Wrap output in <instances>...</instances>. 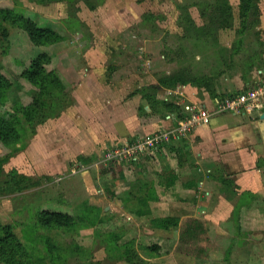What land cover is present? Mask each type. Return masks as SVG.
I'll use <instances>...</instances> for the list:
<instances>
[{
  "label": "rangeland",
  "instance_id": "1",
  "mask_svg": "<svg viewBox=\"0 0 264 264\" xmlns=\"http://www.w3.org/2000/svg\"><path fill=\"white\" fill-rule=\"evenodd\" d=\"M16 17L62 39L35 45ZM40 55L65 87L44 119L33 109L38 88L23 77ZM263 74L264 0H0V119L22 112L20 139L0 142V225L14 234L7 251L0 245V264H140L127 237L142 232L155 244L149 222L124 207L137 201V167L127 175L122 163L106 162L111 145L94 156L66 155L65 145L78 142L80 97L114 105L122 126L135 114L144 124L148 106L164 116L168 104L178 105L180 87L182 98L186 88L219 98ZM55 211L72 215L74 225H43L44 213ZM244 237L245 246L254 242ZM217 259L264 262L257 254Z\"/></svg>",
  "mask_w": 264,
  "mask_h": 264
},
{
  "label": "crops",
  "instance_id": "2",
  "mask_svg": "<svg viewBox=\"0 0 264 264\" xmlns=\"http://www.w3.org/2000/svg\"><path fill=\"white\" fill-rule=\"evenodd\" d=\"M76 75L78 80L86 78L87 83L94 79L82 73ZM253 79L261 78L254 75ZM66 81L70 87V78ZM232 92L236 93L226 90L225 96L219 98ZM184 93L178 102L180 114L169 118V113L153 114L148 106L147 123L142 124V118L135 114L125 126L120 125L124 118L114 105L98 103L92 96L84 100L80 97V105L74 110L79 122L73 140L78 142L65 145L66 155L94 156L110 145L174 127L183 119L184 104L202 103L215 110L216 97L200 98L187 88ZM263 113L214 115L209 125L198 127L181 141L138 163L121 165L127 175L137 167L133 177L151 180L157 195L148 203L150 214L140 220L151 225L153 219L172 218L177 224L169 229L152 228L155 244H145L151 238L142 232L127 235L126 241L131 243L140 264H221L218 256H264ZM105 118L111 125H106ZM71 136L69 133L67 140ZM245 234L254 235V242L248 246L241 243ZM152 246L158 249L152 251ZM243 264H247L246 259Z\"/></svg>",
  "mask_w": 264,
  "mask_h": 264
},
{
  "label": "trees",
  "instance_id": "3",
  "mask_svg": "<svg viewBox=\"0 0 264 264\" xmlns=\"http://www.w3.org/2000/svg\"><path fill=\"white\" fill-rule=\"evenodd\" d=\"M45 1H54V0H45ZM57 1V0H55ZM60 1V0H59ZM15 16V15H14ZM17 21L20 22L22 19L16 17ZM23 29L28 35L31 43L35 45H41L45 42H49L51 40L59 41L62 39L57 32L51 27H42L37 25L35 22L30 20H22ZM49 65V60L47 55H40L39 57L32 60L28 69L24 72L23 77L29 81L34 87L38 88V105L34 107L36 111V116L42 115V118L48 117V113H55L57 106L52 104V106H48L50 102H55V100L59 99L58 96L65 91V87L62 82L53 74L48 71L47 66ZM20 104L15 106V109L19 108ZM168 109L172 110L168 113L172 114H180V106L174 105L173 103L168 104ZM18 111V109H17ZM17 116L10 117L9 120L0 119V142H2L6 146H12L15 142H17L20 137V122L18 116L21 113L18 111ZM32 118L31 115H29ZM33 119V118H32ZM28 127L23 125V128L26 131ZM141 188L138 190V194L134 197L137 201H131L128 204H124V207L129 210V212H133L134 215L143 217L148 216L150 211L148 209L149 201L156 199V194L153 192L151 187V183L144 179L141 180ZM41 222L45 226H55L57 228H67L71 227L75 223V219L72 215L65 212H45L41 218ZM175 224V220L172 218L166 219H153L151 221V228H166L169 229L173 227ZM177 225V224H176ZM174 225V226H176ZM0 245H2V249L8 250L9 246L12 245V241L14 239V234L10 230L3 229L0 225ZM158 248L155 246L151 247L152 251H156Z\"/></svg>",
  "mask_w": 264,
  "mask_h": 264
},
{
  "label": "built area",
  "instance_id": "4",
  "mask_svg": "<svg viewBox=\"0 0 264 264\" xmlns=\"http://www.w3.org/2000/svg\"><path fill=\"white\" fill-rule=\"evenodd\" d=\"M182 88V87H180ZM175 94L183 96L182 89ZM215 110L199 103L184 104L183 115L177 125L167 130L136 136L132 140L107 149L105 161L135 164L147 155L155 154L173 142L181 141L198 127L209 125L214 115H252L264 111V77L249 85L246 90L225 98H216ZM172 115H169V118Z\"/></svg>",
  "mask_w": 264,
  "mask_h": 264
},
{
  "label": "water",
  "instance_id": "5",
  "mask_svg": "<svg viewBox=\"0 0 264 264\" xmlns=\"http://www.w3.org/2000/svg\"><path fill=\"white\" fill-rule=\"evenodd\" d=\"M261 119L264 120V113L262 114Z\"/></svg>",
  "mask_w": 264,
  "mask_h": 264
}]
</instances>
